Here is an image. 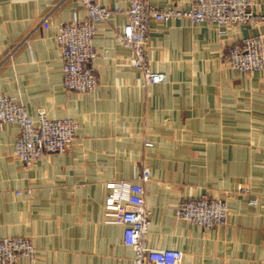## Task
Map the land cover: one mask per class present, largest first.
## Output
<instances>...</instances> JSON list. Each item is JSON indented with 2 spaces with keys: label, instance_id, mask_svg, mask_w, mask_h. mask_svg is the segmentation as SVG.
<instances>
[{
  "label": "crops",
  "instance_id": "crops-1",
  "mask_svg": "<svg viewBox=\"0 0 264 264\" xmlns=\"http://www.w3.org/2000/svg\"><path fill=\"white\" fill-rule=\"evenodd\" d=\"M131 1L101 0L120 11L98 26L99 83L84 94L66 90L56 41L62 24L86 17L82 2L0 0V93L34 119L45 112L79 124L65 154L31 166L13 155L19 128L0 127V238H32L38 264H135L124 227L105 222L106 184L149 168L147 246L182 251V264H264V72L245 75L223 62L230 44L264 27L221 36L186 19L152 21L147 52L162 81L147 87L117 39ZM149 2L186 10L194 0ZM254 10L264 14V0ZM226 195L222 227L175 217L186 199Z\"/></svg>",
  "mask_w": 264,
  "mask_h": 264
},
{
  "label": "built area",
  "instance_id": "built-area-1",
  "mask_svg": "<svg viewBox=\"0 0 264 264\" xmlns=\"http://www.w3.org/2000/svg\"><path fill=\"white\" fill-rule=\"evenodd\" d=\"M87 11L84 19L62 24L56 35L63 58L66 90L77 93L94 91L99 83L93 68L100 57L94 46L98 26L110 20L119 9L102 5L101 0H80ZM128 23L118 41L130 51L129 62L144 76V86L159 84L162 77L152 70L148 57V42L152 21L189 20L193 24H207L227 36L235 28L248 25L264 27V14L254 10V0H194L189 9L158 7L149 0H132L127 10ZM46 28L49 18L43 20ZM224 64L243 74L264 72V33L249 36L230 44L223 56ZM15 125L19 135L14 142V157L31 166L47 154H65L75 141L79 130L76 120H52L45 112L34 119L28 109L15 99L0 93V127ZM152 178L144 168L136 180H118L106 184L105 222L124 227L123 242L133 249L135 264H182L184 254L178 249H152L145 238L151 211L146 206L145 183ZM240 192H246L243 188ZM251 203H256L252 200ZM228 195L224 197H192L175 209V217L203 229L224 226L229 218ZM38 264L36 244L29 237L0 238V264Z\"/></svg>",
  "mask_w": 264,
  "mask_h": 264
}]
</instances>
